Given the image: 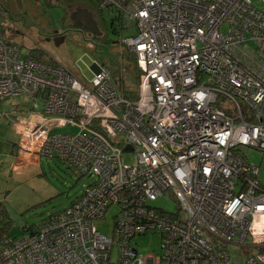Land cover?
<instances>
[{
  "label": "built area",
  "instance_id": "2783aa9c",
  "mask_svg": "<svg viewBox=\"0 0 264 264\" xmlns=\"http://www.w3.org/2000/svg\"><path fill=\"white\" fill-rule=\"evenodd\" d=\"M95 1L120 27L132 24L119 38L139 71L134 98L102 66L85 84L58 62L20 57L0 27V99L30 103L14 123L15 168L56 157L93 177L38 228L3 239L0 264H234L227 246L264 264V183L240 151L264 153V6ZM65 126L77 132L55 131ZM159 198L175 210L154 206ZM112 205L108 238L94 221ZM147 232L161 244L143 256L132 239Z\"/></svg>",
  "mask_w": 264,
  "mask_h": 264
},
{
  "label": "rangeland",
  "instance_id": "374dc122",
  "mask_svg": "<svg viewBox=\"0 0 264 264\" xmlns=\"http://www.w3.org/2000/svg\"><path fill=\"white\" fill-rule=\"evenodd\" d=\"M72 1L81 2L95 12L103 21H100L101 28L108 29L110 37L112 35L110 28L115 29L118 35L116 40L111 41L103 37L84 38L72 31L67 34L61 44L56 45L48 33L68 26L64 8L66 3H72ZM251 1L257 8L264 6V2L260 0ZM0 11L2 13L0 27L3 36L5 40L20 48V57L36 56L45 64L58 62L85 84L94 77L96 66H102L111 74L115 82L122 81L128 90L134 91L137 87L138 77L135 78V76L139 73L133 55L119 38V35L121 37L132 34V24L124 22L128 24V28L120 27L117 20H111L112 17L107 9L98 10L95 0H0ZM221 29L224 30L225 26ZM19 99L22 101L19 102ZM16 100L23 109L21 113L26 116V109L30 108L29 101L23 97L10 99L13 104L17 103ZM16 108L17 105L12 109ZM17 113L18 111H14L13 115ZM24 116L15 115L13 123L21 121ZM55 131L75 133L77 129L65 126L55 127ZM110 141L115 143L117 139L111 138ZM240 151L247 161L258 165L259 179L264 183V153L252 148H241ZM134 158L133 151L123 152L125 163H132ZM92 180L91 175L78 177L74 166L60 158L40 157L37 168L27 172L22 180L9 182L7 191L0 194L5 210V213L0 216L4 234L18 238L25 227L36 228L48 215L63 210L77 199L84 186ZM152 204L168 211L175 210L172 199L159 198ZM117 211L118 207L112 205L105 211L103 219L94 221L97 230L108 238L113 235L114 216ZM160 244L161 236L158 233L147 232L132 239V245L143 256L159 253ZM227 250L234 264H246V253L233 246H227Z\"/></svg>",
  "mask_w": 264,
  "mask_h": 264
},
{
  "label": "crops",
  "instance_id": "0c3cea01",
  "mask_svg": "<svg viewBox=\"0 0 264 264\" xmlns=\"http://www.w3.org/2000/svg\"><path fill=\"white\" fill-rule=\"evenodd\" d=\"M88 11V10H87ZM10 99H0V186L2 189L0 190V194L7 191V187L9 182L22 180L24 175L27 172H31L34 168L39 166V160H35L32 162H28L25 165L20 166L19 168H15V160L13 155H16L17 152V143H18V132L17 126L15 127L13 121L15 115L24 116L21 111V105L19 106V102L22 100H18L13 104ZM6 100V101H4ZM19 103V104H18ZM17 105L16 109H12ZM14 111H18L17 114L13 115ZM27 115L24 116L23 119L29 117L31 113L26 109ZM22 119V120H23ZM21 120V121H22ZM20 124V123H18ZM2 199L0 198V203Z\"/></svg>",
  "mask_w": 264,
  "mask_h": 264
},
{
  "label": "flooded vegetation",
  "instance_id": "af4514ba",
  "mask_svg": "<svg viewBox=\"0 0 264 264\" xmlns=\"http://www.w3.org/2000/svg\"><path fill=\"white\" fill-rule=\"evenodd\" d=\"M64 9L66 11L65 17L68 21V26L66 28H60L48 33L50 39H53L54 42L59 41V39L63 42L67 34L72 31L78 33L84 38L89 37L91 39H96L103 37L108 38L111 41L116 40L118 35L116 34L115 29L112 27L110 28L112 33L110 37L108 29L105 28L104 30L101 28L100 21L102 20H100L99 16L95 12L91 11L87 5L82 4L81 2L72 1V3H66ZM85 10L90 12L91 18L88 17ZM73 24H78L80 27H75ZM112 24L113 23L111 22V26Z\"/></svg>",
  "mask_w": 264,
  "mask_h": 264
},
{
  "label": "trees",
  "instance_id": "16d2710c",
  "mask_svg": "<svg viewBox=\"0 0 264 264\" xmlns=\"http://www.w3.org/2000/svg\"><path fill=\"white\" fill-rule=\"evenodd\" d=\"M137 72L139 73L138 69H137ZM137 77H139V75L135 76V78H137ZM116 84L118 85L119 90L121 91L122 94H124L126 96H129V97H133V98L136 96V94H137V87L135 88L134 91H130V90H128L125 87V85H124V83L122 81L120 83L116 82ZM137 84H138V82H137ZM81 176H82V174H79L78 173V177H81ZM4 213H5L4 206H3V203L1 202L0 203V216H2ZM46 218H45V220L41 224H43L46 221ZM40 225H38L36 228H38ZM30 229H34V228L33 227H25L23 229L22 235L25 233V231L30 230ZM4 235L5 234H4V231H3L2 227H1V223H0V243H2L3 242V239H6V238L15 239V238L9 237L7 235H5V236Z\"/></svg>",
  "mask_w": 264,
  "mask_h": 264
},
{
  "label": "water",
  "instance_id": "95a60500",
  "mask_svg": "<svg viewBox=\"0 0 264 264\" xmlns=\"http://www.w3.org/2000/svg\"><path fill=\"white\" fill-rule=\"evenodd\" d=\"M86 14L88 15L89 18H91L90 12L85 10ZM75 27H80L78 24H73ZM62 42V40L59 39V41H55V44L57 45L58 43ZM124 150H131V147L129 145L124 147Z\"/></svg>",
  "mask_w": 264,
  "mask_h": 264
}]
</instances>
